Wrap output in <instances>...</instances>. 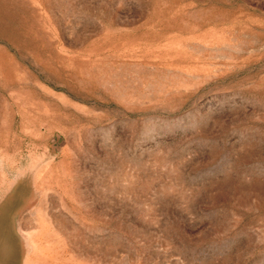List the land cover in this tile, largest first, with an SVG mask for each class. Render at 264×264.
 <instances>
[{
	"label": "rangeland",
	"instance_id": "rangeland-1",
	"mask_svg": "<svg viewBox=\"0 0 264 264\" xmlns=\"http://www.w3.org/2000/svg\"><path fill=\"white\" fill-rule=\"evenodd\" d=\"M0 264H264V0H0Z\"/></svg>",
	"mask_w": 264,
	"mask_h": 264
}]
</instances>
